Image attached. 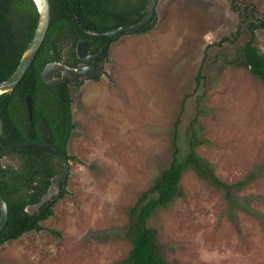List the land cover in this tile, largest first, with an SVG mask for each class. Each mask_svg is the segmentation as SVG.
<instances>
[{
	"label": "rangeland",
	"instance_id": "1",
	"mask_svg": "<svg viewBox=\"0 0 264 264\" xmlns=\"http://www.w3.org/2000/svg\"><path fill=\"white\" fill-rule=\"evenodd\" d=\"M231 1L157 0L151 28L115 36L95 77L70 86L66 192L39 231L0 246V264H126L130 209L170 162L181 106L179 159L196 117V154L226 187L183 170L179 195L146 220L159 256L264 264V82L239 54L264 0ZM255 44L264 55V29Z\"/></svg>",
	"mask_w": 264,
	"mask_h": 264
},
{
	"label": "trees",
	"instance_id": "2",
	"mask_svg": "<svg viewBox=\"0 0 264 264\" xmlns=\"http://www.w3.org/2000/svg\"><path fill=\"white\" fill-rule=\"evenodd\" d=\"M50 20L44 39L31 64L11 93L0 94V195L7 205V220L0 231V246L5 241L15 240L29 231H39L40 223L53 215L56 201L66 192V178L61 181L58 193L45 202L33 214L24 210L28 204L39 201L46 192L50 179L62 169L61 155L50 144L58 147L67 159V144L75 124L71 119L70 86H78L75 80L49 86L40 72L44 65L57 61L74 67L78 62L75 44L78 39L91 38L90 53L97 51L102 43L114 38L92 36L87 32L102 33L120 26L131 25L142 19L148 0H48ZM235 8L237 3L231 1ZM246 11V6L242 7ZM255 6L250 4L252 20L246 21L249 37L239 49L250 72L264 82V55L256 47V31L264 29V19L253 14ZM38 20V11L33 0H0V82L8 79L16 69L21 55L30 42ZM155 23L152 15L147 26L136 33L146 32ZM201 65L195 76V89L204 84ZM31 97V123L24 98ZM174 122L172 152L168 166L157 176L153 184L139 193L130 209L125 238L130 242L126 264H169L157 251L154 230L146 226V220L159 206H165L179 195V180L189 165L202 177L212 180L220 187L226 184L219 180L212 169L204 165L195 148L201 140L196 138L193 117L187 131V150L179 159L178 123L182 112ZM47 123L50 136L45 139L39 129V119ZM28 144L22 147L9 145ZM41 144V145H39ZM6 155L16 156L18 165H2ZM52 233L58 234L56 231Z\"/></svg>",
	"mask_w": 264,
	"mask_h": 264
},
{
	"label": "water",
	"instance_id": "3",
	"mask_svg": "<svg viewBox=\"0 0 264 264\" xmlns=\"http://www.w3.org/2000/svg\"><path fill=\"white\" fill-rule=\"evenodd\" d=\"M35 2L38 11V20L33 33V36L28 43L27 47L23 51L19 63L14 70V72L10 75V77L4 81L0 82V94L3 93H11L13 89L16 87L21 77L31 64L37 50L39 49L46 31L48 29L49 20H50V4L48 0H38ZM157 0H148L147 4L143 10L144 16L142 19L134 24L120 26L110 31L97 33L93 31H88L87 33L90 36H107L114 37L121 34H129L135 33L142 27L148 25L152 15L154 14V9ZM92 40L88 39H79L75 44V54L76 57L80 60L81 63L76 65L75 67L67 66L61 62L53 61L46 63L40 72V77L42 81L49 86H56L62 84L67 81V79H76L82 76H86L87 78L94 77V67L91 65L92 62L101 59L105 56L107 51V45H103L100 51L96 54H89V46ZM90 63V64H89ZM55 74H59V76H55ZM25 107L27 110L29 122L31 123V97L27 94L24 98ZM39 129L42 136L47 139L50 136V131L47 123L43 118L39 119ZM2 133V121L0 119V135ZM28 144H15L9 145L8 148L11 147H22ZM41 145V144H39ZM45 146L52 147L55 151H58L61 155L62 161V169L59 173L55 174L50 179V184L46 190V192L41 196L39 201L28 204L25 206L24 210L29 214H33L47 201H49L53 196H55L61 186V181L66 178L69 171V162L66 158V155L56 146L45 144ZM7 220V205L2 196L0 195V231L3 228L5 222Z\"/></svg>",
	"mask_w": 264,
	"mask_h": 264
},
{
	"label": "flooded vegetation",
	"instance_id": "4",
	"mask_svg": "<svg viewBox=\"0 0 264 264\" xmlns=\"http://www.w3.org/2000/svg\"><path fill=\"white\" fill-rule=\"evenodd\" d=\"M88 34V33H87ZM89 35V34H88ZM90 36V35H89ZM90 37H92V36H90ZM101 37V36H100ZM103 37V36H102ZM104 37H107V36H104ZM108 38H115V36L114 37H108ZM81 39V38H80ZM82 39H88V38H82ZM91 39V38H90ZM79 40V39H78ZM77 40V41H78ZM92 40V39H91ZM76 41V42H77ZM112 42V41H111ZM111 42L110 43H102L99 47H98V49H97V51H95L94 53H90L89 52V54H96V53H98L99 51H100V49H101V47L103 46V45H107V51H106V54H105V56L104 57H102L101 59H99V60H96V61H94V62H92L91 63V65L94 67V71H93V73H94V77H95V75L97 74V72L99 71V69H100V66H99V64H100V61L101 60H103V59H105V57L107 56V53H108V51H109V45L111 44ZM92 44H93V40H92V42H91V44H90V46H89V48H91V46H92ZM79 60V59H78ZM79 63H81L80 62V60H79V62L76 64V65H78ZM90 64V63H89ZM75 65V66H76ZM74 66V67H75ZM55 76H59V74H55ZM82 77H85L86 79H93V78H87L86 76H82ZM81 77L80 78H76V79H70V80H75L77 83H78V85H79V83L81 82ZM68 80V79H67Z\"/></svg>",
	"mask_w": 264,
	"mask_h": 264
},
{
	"label": "bare ground",
	"instance_id": "5",
	"mask_svg": "<svg viewBox=\"0 0 264 264\" xmlns=\"http://www.w3.org/2000/svg\"><path fill=\"white\" fill-rule=\"evenodd\" d=\"M36 2H38V0H35Z\"/></svg>",
	"mask_w": 264,
	"mask_h": 264
}]
</instances>
